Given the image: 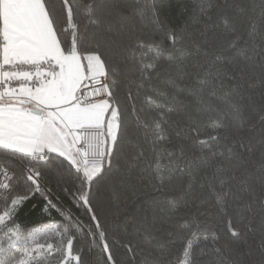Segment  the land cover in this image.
Instances as JSON below:
<instances>
[{
  "label": "snow or ice",
  "instance_id": "6c2138e0",
  "mask_svg": "<svg viewBox=\"0 0 264 264\" xmlns=\"http://www.w3.org/2000/svg\"><path fill=\"white\" fill-rule=\"evenodd\" d=\"M61 5L66 13V28L58 27L57 9L51 0H0V150L11 153L18 162V168H12L0 161V264H52L54 258L56 264L73 261L82 264L81 255H73V244L76 233L83 229L70 214L63 217L62 227L51 224L27 235L16 223L19 209L36 193L44 200L43 210H57L62 214L42 181L44 170L54 165L59 175L58 183H65V162L67 172L74 175L78 183L74 185V191L68 187L63 190L86 206L104 241L103 250L108 252L106 233L100 230L88 193L95 180L112 167L115 150L127 131L126 110L116 100V92L122 86L128 88V99L134 100L133 88L138 94L144 81L150 79V72L155 71L161 61L168 63L171 69L169 88L175 91L179 83H185L194 98L197 114L211 117L215 113L209 126L216 135L199 139V129L195 124L192 126L197 133L194 142L203 148L215 143L230 125L243 123V86H225V79H234L229 75L230 66L237 62V57L249 62L255 54L264 57V0L255 6L260 9L259 16L249 15L239 30L237 21L247 10L244 0H232L231 10L221 14L219 24H213V27L225 29L222 40L211 50L196 44L194 51L177 50L175 45L181 37L174 31L167 34L172 42L171 51L143 41L129 42V30L114 20L121 12L119 0H111V3L88 0L84 6L86 21L82 29L76 22L81 5L71 0H61ZM208 7H211L210 3ZM69 30L70 45L62 41V34ZM229 36L232 38L228 39ZM224 40H227L226 45ZM148 52L153 53L152 63L144 62ZM193 55H212L213 59L206 66L193 64L196 71L189 72V58ZM205 93L210 98L220 99L226 110L206 102ZM98 96L103 98L94 99ZM147 100L161 117L176 110L156 103L151 97ZM130 111L136 112L135 107ZM261 123L264 124V116ZM135 127L142 131L135 137V144L129 141L134 147H139L141 139L150 141L155 147L167 138L163 119L152 125L138 122ZM260 146L264 150V137ZM252 150L249 144L235 140L218 154L217 162H205L204 167L211 169V175L206 176L199 187H207L220 208L228 206L229 197L237 203L242 201V197L233 193L232 182L237 177L229 172L225 162L240 161L245 152ZM57 160L59 164H55ZM140 164L145 165L158 181L152 186L147 207L178 208L186 196L193 194L195 184L200 180L198 170L193 169L192 179L179 197L164 195L168 176L189 167L183 149L179 156L168 153L166 164L161 163L160 154L149 157L143 150L137 151L127 170ZM261 172L264 176V164ZM250 189L249 185L244 191ZM259 200L264 209V187ZM244 207L250 211L252 205L249 203ZM245 227L251 230V226ZM228 231L233 237L239 235L237 225L231 220ZM89 235L95 238V234ZM191 237L201 238L196 231H191ZM193 239H188L184 246V256L188 259L181 264H195L191 259ZM203 239L215 242L218 238L204 235ZM215 252L220 260H227L220 249ZM108 260H112L111 254Z\"/></svg>",
  "mask_w": 264,
  "mask_h": 264
},
{
  "label": "trees",
  "instance_id": "16d2710c",
  "mask_svg": "<svg viewBox=\"0 0 264 264\" xmlns=\"http://www.w3.org/2000/svg\"><path fill=\"white\" fill-rule=\"evenodd\" d=\"M51 2L57 9L58 27L66 28V13L62 9L61 0ZM71 2L81 5L76 22L82 29L86 21L84 6L88 0ZM108 2L111 3V0ZM231 2L232 0H119L121 12L114 20L129 30V42L143 41L171 51L172 42L167 34L174 31L181 37L175 45L177 50L194 51L196 44L211 50L222 40L225 31L222 27H213V24H219L221 14L231 10ZM259 3L260 0H244L247 11L240 14L236 25L238 30L243 28L249 15L259 16L260 9L255 7ZM62 41L70 45L71 30L62 34ZM223 42L227 44V40ZM152 57L153 53L148 52L144 56V62L152 63ZM212 59V55L190 56L188 71L195 72L193 64L206 66ZM228 71L234 79H225L226 88L240 84L244 89L243 123L240 126L230 125L215 143L203 148L194 142L197 133L192 130V126L195 124L199 129V139L216 135L209 126L210 118L214 119L215 113L211 117L208 114L198 115L194 98L185 83H179L175 91L169 88L171 69L168 63L161 61L155 71L150 72V79L144 81L138 94L133 88L134 100L128 99L127 87L122 86L116 92V100L126 110L127 131L122 134L115 150L112 167L107 168V161L105 162L107 170L95 180L88 193L100 230L106 233L108 252L103 250L104 241L100 239L86 206L78 203L70 192L63 190L68 187L74 191V185L78 183L75 176L67 172L66 162L63 173L65 183H58L59 175L54 165H49L44 170L45 178L42 181L50 199L62 210V214L57 210H43L44 200L36 193L23 204L16 216V223L22 227L24 234L51 224L62 227L65 223L63 217L70 214L83 229L76 233L73 244V255H81L82 264H181V261L188 259L183 250L188 239H193L191 231H196L201 237L193 239L191 259L195 260V264H264V209L259 200L264 187L261 172L264 150L260 146V140L264 137V124L261 123V117L264 116V57L255 54L250 62L237 57V62ZM137 82L139 83L138 79ZM148 97L158 104L175 107L176 110L161 117L160 112L148 103ZM203 98L226 110L220 99L210 98L207 93ZM133 106L136 109L134 113L130 111ZM161 119L166 121V140L157 143L155 147L150 141L145 142L143 139L140 140L139 147L130 145L129 141L135 144V137L141 134L142 130L135 127L138 122L152 125L154 121ZM235 140H242L253 150L245 152L240 161L225 162L229 172L237 177L232 182L233 193L242 197V201L237 203L229 197L228 206L222 209L215 204L213 193L207 187L201 189L199 183L211 175V169L204 167L205 162H217L218 154ZM181 149L189 167L168 176L164 195L179 197L192 179V170L197 169L200 180L196 182L193 194L186 196L185 201L176 209L163 205L147 207L152 186L158 181L143 164L131 171L127 170L133 155L140 150L149 157L160 154L161 163L166 164L167 154L179 156ZM0 161L18 168V162L9 152L0 150ZM55 164H59V160ZM249 185L251 189L244 191ZM249 203L252 205L250 211L244 207ZM229 220L237 225L238 237H233L228 231ZM245 225L251 226V230ZM89 233L95 234V238ZM204 235H215L218 239L215 242L205 240ZM216 249L221 250L226 261L217 257ZM109 254L112 256L111 261L108 260ZM52 264H56V258L52 259Z\"/></svg>",
  "mask_w": 264,
  "mask_h": 264
},
{
  "label": "built area",
  "instance_id": "2783aa9c",
  "mask_svg": "<svg viewBox=\"0 0 264 264\" xmlns=\"http://www.w3.org/2000/svg\"><path fill=\"white\" fill-rule=\"evenodd\" d=\"M103 98L102 96L94 97V99H101Z\"/></svg>",
  "mask_w": 264,
  "mask_h": 264
}]
</instances>
